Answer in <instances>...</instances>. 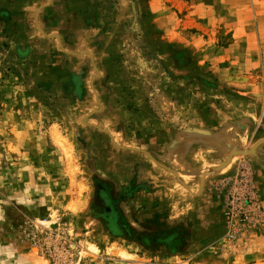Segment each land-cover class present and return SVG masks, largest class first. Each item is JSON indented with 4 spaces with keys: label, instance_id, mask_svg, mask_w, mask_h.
<instances>
[{
    "label": "rangeland",
    "instance_id": "1",
    "mask_svg": "<svg viewBox=\"0 0 264 264\" xmlns=\"http://www.w3.org/2000/svg\"><path fill=\"white\" fill-rule=\"evenodd\" d=\"M175 1L0 59V264H264V0Z\"/></svg>",
    "mask_w": 264,
    "mask_h": 264
},
{
    "label": "crops",
    "instance_id": "2",
    "mask_svg": "<svg viewBox=\"0 0 264 264\" xmlns=\"http://www.w3.org/2000/svg\"><path fill=\"white\" fill-rule=\"evenodd\" d=\"M157 1L170 4L171 7L176 4L175 0ZM92 2L93 0H0V59L9 55L27 60L34 49L40 48L44 43L54 40L60 46V43L68 42L65 32L75 37L79 31L77 25L80 28L91 25L89 11L92 10ZM82 5H85L83 11L87 15L84 24H81L79 13L83 9ZM196 207L194 205L187 208V211L191 209V213L196 212ZM173 208L178 209V206ZM192 217L196 222L200 214L196 212ZM195 222L191 224L192 236H195Z\"/></svg>",
    "mask_w": 264,
    "mask_h": 264
},
{
    "label": "built area",
    "instance_id": "3",
    "mask_svg": "<svg viewBox=\"0 0 264 264\" xmlns=\"http://www.w3.org/2000/svg\"><path fill=\"white\" fill-rule=\"evenodd\" d=\"M247 197L251 198L250 196ZM247 197L244 199V202L246 203L251 202V200L247 199ZM239 199H240L239 197H233L232 200H228L230 208L227 210V215L230 214L233 218L239 217L246 219L247 214L245 213V211H241L240 210L241 208L237 206Z\"/></svg>",
    "mask_w": 264,
    "mask_h": 264
}]
</instances>
